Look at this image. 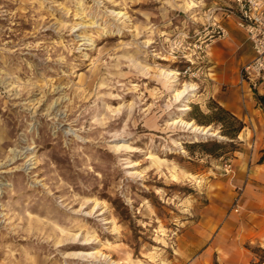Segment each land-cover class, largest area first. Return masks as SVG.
<instances>
[{"label":"rangeland","instance_id":"obj_1","mask_svg":"<svg viewBox=\"0 0 264 264\" xmlns=\"http://www.w3.org/2000/svg\"><path fill=\"white\" fill-rule=\"evenodd\" d=\"M231 3L0 0V264H264V98Z\"/></svg>","mask_w":264,"mask_h":264},{"label":"built area","instance_id":"obj_2","mask_svg":"<svg viewBox=\"0 0 264 264\" xmlns=\"http://www.w3.org/2000/svg\"><path fill=\"white\" fill-rule=\"evenodd\" d=\"M231 2L227 7L218 6L221 16L232 17L235 24L244 30L253 52L240 67L242 90H253L264 98V0ZM207 33L208 38H225L228 30L220 20H214ZM184 72L195 75L191 66H187Z\"/></svg>","mask_w":264,"mask_h":264},{"label":"trees","instance_id":"obj_3","mask_svg":"<svg viewBox=\"0 0 264 264\" xmlns=\"http://www.w3.org/2000/svg\"><path fill=\"white\" fill-rule=\"evenodd\" d=\"M260 98H263V97L257 95V99H260ZM217 107L219 110L228 112L230 118L232 119L233 123L235 124L234 126H230L228 128H223L222 129L223 134H226L229 137H235L236 134L238 133V131L244 125L243 121L241 119H239L237 116H235L233 113L229 112L227 109L223 108L222 106L217 105ZM198 111L199 112L197 115H199V116L193 115V118H195L197 122L208 124V123H211L214 121L221 122V123H223V121H224L223 118L220 117L218 115V112H216L215 110H212L209 113L202 112L201 110H198ZM200 125H202V124H200Z\"/></svg>","mask_w":264,"mask_h":264},{"label":"crops","instance_id":"obj_4","mask_svg":"<svg viewBox=\"0 0 264 264\" xmlns=\"http://www.w3.org/2000/svg\"><path fill=\"white\" fill-rule=\"evenodd\" d=\"M248 59H246V60H248ZM243 63H244V61H243ZM221 74H223V73L221 72ZM220 101H221V103L223 105H225V107L229 108L233 113H235L237 115H239V114H245V112L242 110L243 109L242 105L240 103H238V101H237V99L235 97H223V98H221ZM245 107H246L247 113H249L250 112L249 111V107L247 105ZM202 239L204 241L205 238H203V237L198 238V240L200 242H201ZM199 249H200V247L199 246H195V244L193 246L192 245H186L185 246V250H199ZM213 252H214V246L211 245V248L204 247L202 249V251H201V254H202L203 258H205V257L210 256ZM192 264H199V261H197V262L194 261V262H192Z\"/></svg>","mask_w":264,"mask_h":264},{"label":"bare ground","instance_id":"obj_5","mask_svg":"<svg viewBox=\"0 0 264 264\" xmlns=\"http://www.w3.org/2000/svg\"><path fill=\"white\" fill-rule=\"evenodd\" d=\"M113 16H114V18H116L117 20H119L122 16H123V14L120 12V11H111L110 12ZM234 20V19H233ZM123 21V19H121V22ZM235 23V22H234ZM245 37H246V34H245ZM247 39V38H246ZM248 40V39H247ZM249 41V40H248ZM250 43V42H249ZM251 47V46H250ZM251 50H252V48H251ZM252 54H253V52H252ZM251 58V57H250ZM249 58V59H250ZM248 59V60H249ZM166 71L164 70L163 71V73H165ZM167 74L168 75H173V73L172 72H170V71H167ZM239 82H241L240 81V70H239ZM193 85L192 84H184V86H183V88L182 89H177V90H175L176 92H175V94H174V97L175 98H180V97H182V96H184V95H186V93H187V91H190V90H192V89H194V87H192ZM184 109V108H183ZM171 124H178V123H180V124H184L185 126H188V127H190V128H192L193 130H195V129H197V128H199V126H194V125H192L191 124V122L190 121H183V120H181L180 118H175V119H173L171 122H170ZM202 130H204V129H202ZM81 253L79 252V253H77V255H80ZM83 254V253H82Z\"/></svg>","mask_w":264,"mask_h":264}]
</instances>
